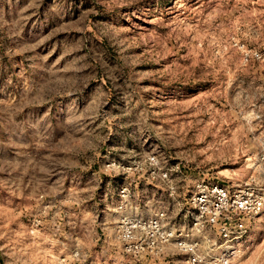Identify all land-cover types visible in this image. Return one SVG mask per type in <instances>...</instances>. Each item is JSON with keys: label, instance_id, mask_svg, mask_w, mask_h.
I'll return each instance as SVG.
<instances>
[{"label": "rangeland", "instance_id": "1", "mask_svg": "<svg viewBox=\"0 0 264 264\" xmlns=\"http://www.w3.org/2000/svg\"><path fill=\"white\" fill-rule=\"evenodd\" d=\"M0 176V264H154L122 216L264 186V0H0ZM236 253L264 264V212Z\"/></svg>", "mask_w": 264, "mask_h": 264}, {"label": "built area", "instance_id": "2", "mask_svg": "<svg viewBox=\"0 0 264 264\" xmlns=\"http://www.w3.org/2000/svg\"><path fill=\"white\" fill-rule=\"evenodd\" d=\"M142 165L174 195L175 184L167 170L157 167L155 156ZM119 193L126 196L124 188ZM179 206L181 214L173 217L164 205L148 216H122L116 238L123 253L154 264H233L237 246L264 212V186L254 180L239 186L198 181Z\"/></svg>", "mask_w": 264, "mask_h": 264}, {"label": "crops", "instance_id": "3", "mask_svg": "<svg viewBox=\"0 0 264 264\" xmlns=\"http://www.w3.org/2000/svg\"><path fill=\"white\" fill-rule=\"evenodd\" d=\"M1 177V176H0ZM5 183H7V181H8V176H5ZM7 185H8V183H7ZM1 188H2V186H1ZM7 191H8V187H5V193H7Z\"/></svg>", "mask_w": 264, "mask_h": 264}]
</instances>
